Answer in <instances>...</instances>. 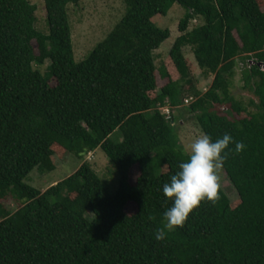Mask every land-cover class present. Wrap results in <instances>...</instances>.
<instances>
[{"label":"trees","instance_id":"16d2710c","mask_svg":"<svg viewBox=\"0 0 264 264\" xmlns=\"http://www.w3.org/2000/svg\"><path fill=\"white\" fill-rule=\"evenodd\" d=\"M123 2L120 23L77 62L69 7L80 0H45L49 34L36 29L37 6L0 0V264H264L260 1ZM176 4L186 11L170 51L180 79L161 68L160 77L169 81L159 88L156 53L172 33L154 19ZM197 19L202 24L191 26ZM186 48L203 74L214 77L204 94ZM238 60L245 88L259 101L251 102L253 113L231 91ZM190 98L195 101L186 106ZM167 105L170 116L162 112ZM181 108L213 140L229 133L245 144L238 153L230 144L222 167L239 204L220 188L214 203L201 202L183 227L157 241L154 230L171 206L162 186L188 159L176 128ZM99 149L120 177L113 194L85 161L46 191L26 182L36 169L55 172L58 151L84 159ZM135 167L139 176L132 183ZM9 199L19 204L17 211L4 204ZM131 203L134 215L126 212Z\"/></svg>","mask_w":264,"mask_h":264},{"label":"rangeland","instance_id":"374dc122","mask_svg":"<svg viewBox=\"0 0 264 264\" xmlns=\"http://www.w3.org/2000/svg\"><path fill=\"white\" fill-rule=\"evenodd\" d=\"M32 5L38 7L36 12L37 23L36 29L43 33L49 34V26L47 21V10L45 0H28ZM264 10V0H259ZM126 6L123 0H80L77 6L69 7L70 23L72 27V39L74 45L75 59L77 62L84 61L89 54L101 43L108 35L115 29L126 14ZM185 9L176 4L169 12L168 16H158L154 19V22L160 28H168L171 30V38L164 42L161 48L156 53L157 56V68H158V86L161 88L168 83L169 79L178 80L180 75L173 64L170 51L176 41L181 35L179 32V23L185 16ZM202 24L200 19L194 20L191 26ZM36 46V44H34ZM185 54L189 59V66L192 68V78L197 85L198 90L204 94L209 85L213 82V76H207L198 68L195 57L192 56L190 48L185 49ZM236 76L233 79L232 94L240 101L249 112L256 111L251 106V102L258 103V98L248 89L245 88V83L242 78V71L244 64L241 60L237 61ZM161 68H165L169 73V79H162L160 77ZM156 92L152 97H156ZM195 100H189L186 106H190ZM167 106L162 107V112L167 113ZM188 108V107H186ZM225 107H218L217 110L222 112ZM243 114L242 116H246ZM177 118L176 128L180 142L184 150L188 153V146L196 137L202 135V131L199 127L196 117L187 111L185 108H181L175 111ZM114 141L121 140V134L118 132L112 136ZM60 153V154H59ZM85 162L90 163L97 174L105 182L109 192L115 193L119 189L120 177L117 173V169L111 164L109 158L103 150L99 149L96 153L86 155L84 159H79L71 154H64L58 151L54 162L57 169L53 173L43 174L37 169L30 175L26 182L42 191H46L52 186L57 185L64 179L73 175ZM132 183H135L139 176V169L135 167L132 170ZM221 189L230 198L233 206L239 204V195L231 182L228 180L224 169L220 172ZM8 209L17 211L20 207L16 201L11 199L5 203ZM126 212L129 215H134L137 212V206L131 203L127 206Z\"/></svg>","mask_w":264,"mask_h":264},{"label":"clouds","instance_id":"9594fccd","mask_svg":"<svg viewBox=\"0 0 264 264\" xmlns=\"http://www.w3.org/2000/svg\"><path fill=\"white\" fill-rule=\"evenodd\" d=\"M234 144L235 152L245 148L243 141H236L229 133L213 140L209 135L196 137L188 146V159L179 164V170L162 186L166 201L171 206L164 213V225L154 230L157 241H163L167 232L183 227L190 213L201 202H215L221 188L220 172Z\"/></svg>","mask_w":264,"mask_h":264},{"label":"built area","instance_id":"2783aa9c","mask_svg":"<svg viewBox=\"0 0 264 264\" xmlns=\"http://www.w3.org/2000/svg\"><path fill=\"white\" fill-rule=\"evenodd\" d=\"M250 64L253 65V64H255V62L252 61V62H250ZM259 66L262 67V70L264 71V64H263V63H260ZM189 100H193V99H192V98H190V99H186L185 102L188 104V103H189ZM170 110H171V109L168 107V108H167V113H165V114H167L168 116H170V114H171V111H170Z\"/></svg>","mask_w":264,"mask_h":264}]
</instances>
